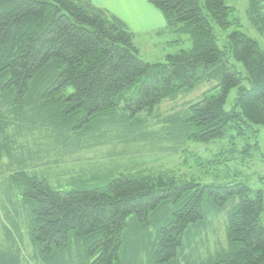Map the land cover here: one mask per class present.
<instances>
[{
    "label": "trees",
    "instance_id": "16d2710c",
    "mask_svg": "<svg viewBox=\"0 0 264 264\" xmlns=\"http://www.w3.org/2000/svg\"><path fill=\"white\" fill-rule=\"evenodd\" d=\"M151 2L166 17L159 32L188 34L192 42L164 62L143 59L130 26L90 0H0V159L13 156L9 106L18 104L20 115L33 107L64 126L75 120L74 126L83 124L81 132L95 138L105 118L142 131L165 99L214 77L220 79L218 93H212L217 86L209 88L169 118L178 130L206 143L244 134L243 123L264 126V50L239 29L235 6L225 0ZM247 12L264 34V0H248ZM216 27L233 28L224 46ZM231 56L243 63L250 86L242 84ZM234 86L236 102L227 110ZM112 174L105 186L89 187L82 172L74 177L79 186L69 189L24 170L10 174L29 204V236L45 264H69L63 256L73 243L83 244L89 264H264L263 189L244 181L201 183L169 170ZM232 199L228 247L207 260L190 258V237L206 227L207 212L222 211ZM162 218L157 241L149 244L148 224ZM16 250L0 251V264H21Z\"/></svg>",
    "mask_w": 264,
    "mask_h": 264
},
{
    "label": "rangeland",
    "instance_id": "374dc122",
    "mask_svg": "<svg viewBox=\"0 0 264 264\" xmlns=\"http://www.w3.org/2000/svg\"><path fill=\"white\" fill-rule=\"evenodd\" d=\"M225 1L228 5L235 6L241 21L239 29L257 39L264 50V34L250 21L247 12L248 0ZM232 30L233 28L222 30L216 27L220 46L227 43V35ZM159 31H134V42L146 61L164 62L167 54L192 46L188 34ZM230 58L244 76L242 84L250 86L243 63L236 61L233 56ZM219 82V77H214L200 82L192 90L182 92L175 98L165 99L156 108V117L149 118L142 131L128 129L108 118L101 119L98 128L104 125V129L95 138L92 132H81L83 124L81 127L74 126L75 120L67 122L74 126L70 128L68 124L64 126L57 120L48 121L44 113H34L33 107H26L21 115L18 104L7 107L6 119L9 121L8 135L12 138L10 144L13 156L6 154L0 159V251L5 252L14 247L21 264H45L29 236V204L23 201L21 191L10 181V174L21 170L47 177L53 186L63 189L78 187L79 181L74 180V177L82 172L90 179L89 187H103L114 177V170L118 173L142 169L145 172L169 170L178 177L195 179L201 183L244 181L254 190H264L263 125L243 123L244 134L237 135L234 132L236 137L226 136L200 143L187 138L169 120L172 115L183 112L189 103L199 100L205 91L217 86ZM219 88L217 86L212 89V93H218ZM237 91L238 86L231 88L225 103L227 110L235 105ZM196 153L201 156V161L196 159ZM214 158H220L221 161L205 163L206 160ZM94 173L98 175L96 178H92ZM232 201L233 199L222 211L207 212L206 227L190 237L191 247L186 250L187 253L192 251L190 258L207 260L228 247L226 227ZM163 221L165 218L148 224L149 234H146L145 239L149 244L157 241L158 228ZM261 223L264 225V210ZM187 242L186 239L185 244ZM85 252L82 243H73L63 259L70 260L69 264H89ZM142 252L146 260L148 253L145 250Z\"/></svg>",
    "mask_w": 264,
    "mask_h": 264
},
{
    "label": "crops",
    "instance_id": "0c3cea01",
    "mask_svg": "<svg viewBox=\"0 0 264 264\" xmlns=\"http://www.w3.org/2000/svg\"><path fill=\"white\" fill-rule=\"evenodd\" d=\"M94 5L122 18L137 33H150L166 28L164 13L151 0H90ZM134 32V33H135Z\"/></svg>",
    "mask_w": 264,
    "mask_h": 264
}]
</instances>
